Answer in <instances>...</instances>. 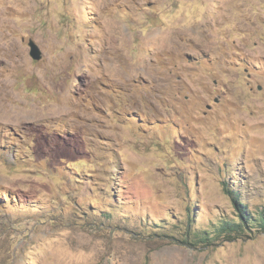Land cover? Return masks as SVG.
I'll return each mask as SVG.
<instances>
[{
	"label": "rangeland",
	"instance_id": "obj_1",
	"mask_svg": "<svg viewBox=\"0 0 264 264\" xmlns=\"http://www.w3.org/2000/svg\"><path fill=\"white\" fill-rule=\"evenodd\" d=\"M230 190L264 210V0H0V264H264Z\"/></svg>",
	"mask_w": 264,
	"mask_h": 264
},
{
	"label": "trees",
	"instance_id": "obj_2",
	"mask_svg": "<svg viewBox=\"0 0 264 264\" xmlns=\"http://www.w3.org/2000/svg\"><path fill=\"white\" fill-rule=\"evenodd\" d=\"M233 194V200L238 206L239 214L238 218L239 221H225L221 226L219 233L229 237V238H236L240 235L243 236L246 234V228L250 229L252 227L258 226L260 230L262 229L264 231V210L258 215V217L252 216L249 211L245 208V206H241L239 203V198L235 195H239L240 193H235L234 191H228ZM257 224V225H255ZM214 238H211L208 233H204V235L195 234L191 235L189 231H186L185 238H182V242L185 245H189L192 247H198L202 245H212Z\"/></svg>",
	"mask_w": 264,
	"mask_h": 264
},
{
	"label": "water",
	"instance_id": "obj_3",
	"mask_svg": "<svg viewBox=\"0 0 264 264\" xmlns=\"http://www.w3.org/2000/svg\"><path fill=\"white\" fill-rule=\"evenodd\" d=\"M29 46L31 56L36 60H40L43 57V51L41 50L40 46L34 39H30Z\"/></svg>",
	"mask_w": 264,
	"mask_h": 264
}]
</instances>
